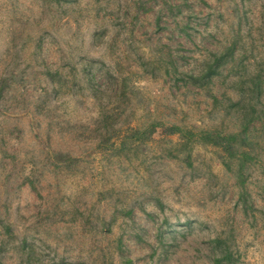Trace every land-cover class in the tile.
I'll return each mask as SVG.
<instances>
[{
  "label": "rangeland",
  "instance_id": "1",
  "mask_svg": "<svg viewBox=\"0 0 264 264\" xmlns=\"http://www.w3.org/2000/svg\"><path fill=\"white\" fill-rule=\"evenodd\" d=\"M238 32L241 70L264 69V0H0V245L15 248L2 264H215L217 236L229 264H264V150L246 209L236 161L199 138L243 122L175 80L166 48L199 74ZM228 66L212 84L223 105L238 99ZM153 124L151 140L131 136Z\"/></svg>",
  "mask_w": 264,
  "mask_h": 264
},
{
  "label": "trees",
  "instance_id": "2",
  "mask_svg": "<svg viewBox=\"0 0 264 264\" xmlns=\"http://www.w3.org/2000/svg\"><path fill=\"white\" fill-rule=\"evenodd\" d=\"M165 3H167V1ZM168 4L169 7L174 10L170 2ZM236 10L239 13L241 22L240 30L242 33V21L244 22L245 16L240 12L239 5L236 6ZM186 29V26L183 27L184 31ZM240 39L241 34L238 32L229 46H226L222 51L211 52L205 60V65L199 74L193 72L181 73L178 68V63L172 53V48L170 46H166V48H168L169 69H173L175 80L182 78L187 82L193 83L212 98L216 107H221L228 115L235 113L241 118L243 125L239 132L223 133L207 130L203 131L199 135V138L205 143L220 148L223 154L222 158L228 167H232L231 162L236 161L237 167L235 176L237 184L240 187V198L244 202L246 209H248L247 191L245 187L252 175L254 166L259 164L257 160L261 157L260 152L264 150L261 149V147L264 146V142L260 140L261 136L254 135L255 132L252 134V129H255V127H250V125L255 122L256 118H264L262 117L264 116V69L256 70L252 73L241 70L244 68L243 64L245 63L244 58L246 57V53H241L240 56L236 55L238 51L242 52L244 50V47L240 45L242 44ZM228 65L231 66V72H235L234 69L238 70V72H236L238 80L234 85V89L237 90L238 99L234 101L232 98H227L226 101L229 104L223 105L222 100L212 93V84L214 78L221 74L222 70ZM89 67L90 66L87 64L85 72L88 71ZM4 85L5 82H1L0 98L2 97ZM158 128V124H153L144 131L135 129L132 130L131 136L141 142H146L154 137L158 132ZM163 132L165 134L182 133L187 139L195 135L193 132L186 131V129L177 125L165 126L163 127ZM186 132L188 134H186ZM55 160L56 162L65 163L68 166H72L77 161L71 154L65 152L57 153ZM31 185L34 187L35 182L31 181ZM7 229L10 234L11 231L9 228ZM5 241L6 240L3 239L0 245V264L5 262V256L8 252L15 250V248H8L5 245ZM22 243V247H20V249L18 248L19 251L21 254L30 256L31 251L28 250V239L25 238ZM212 243L215 253V264H229L234 261L235 251L228 245L227 238L224 239L223 237L217 236L212 240ZM125 263L133 264V261L131 259H126Z\"/></svg>",
  "mask_w": 264,
  "mask_h": 264
}]
</instances>
